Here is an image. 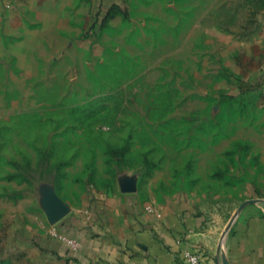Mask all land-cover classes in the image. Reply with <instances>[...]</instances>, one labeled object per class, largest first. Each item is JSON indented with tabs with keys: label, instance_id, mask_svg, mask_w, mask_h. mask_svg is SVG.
<instances>
[{
	"label": "rangeland",
	"instance_id": "1",
	"mask_svg": "<svg viewBox=\"0 0 264 264\" xmlns=\"http://www.w3.org/2000/svg\"><path fill=\"white\" fill-rule=\"evenodd\" d=\"M19 14L0 33V259L31 263L12 244L96 194L204 215L222 236L264 199V96L246 85L261 83L264 0Z\"/></svg>",
	"mask_w": 264,
	"mask_h": 264
},
{
	"label": "crops",
	"instance_id": "2",
	"mask_svg": "<svg viewBox=\"0 0 264 264\" xmlns=\"http://www.w3.org/2000/svg\"><path fill=\"white\" fill-rule=\"evenodd\" d=\"M41 1L0 0V33L7 17ZM258 78L260 84L246 85L264 96V74ZM93 198L85 210L49 221L47 231L33 228L28 242L12 244L19 255L32 256L31 263L16 264H187V250L200 253L201 264H264V199L241 209L222 236L204 215L133 203L122 212L123 203L113 196ZM0 264H8L7 247Z\"/></svg>",
	"mask_w": 264,
	"mask_h": 264
},
{
	"label": "water",
	"instance_id": "3",
	"mask_svg": "<svg viewBox=\"0 0 264 264\" xmlns=\"http://www.w3.org/2000/svg\"><path fill=\"white\" fill-rule=\"evenodd\" d=\"M258 201V199H248L246 201H244L241 205V207L239 208V211L241 209H243L245 207V205L249 204V203H253V202H256ZM70 210L69 209H57V211H52L51 212V215H50V221L52 223H55L56 221H58L59 219H61L63 216H65L67 213H69Z\"/></svg>",
	"mask_w": 264,
	"mask_h": 264
},
{
	"label": "built area",
	"instance_id": "4",
	"mask_svg": "<svg viewBox=\"0 0 264 264\" xmlns=\"http://www.w3.org/2000/svg\"><path fill=\"white\" fill-rule=\"evenodd\" d=\"M185 258L187 264H201L202 262V255L196 251H191V250L185 251Z\"/></svg>",
	"mask_w": 264,
	"mask_h": 264
},
{
	"label": "trees",
	"instance_id": "5",
	"mask_svg": "<svg viewBox=\"0 0 264 264\" xmlns=\"http://www.w3.org/2000/svg\"><path fill=\"white\" fill-rule=\"evenodd\" d=\"M262 74H264V68L260 70L258 76H260V75H262ZM257 78H258V77H257ZM253 80H255V79H253Z\"/></svg>",
	"mask_w": 264,
	"mask_h": 264
}]
</instances>
